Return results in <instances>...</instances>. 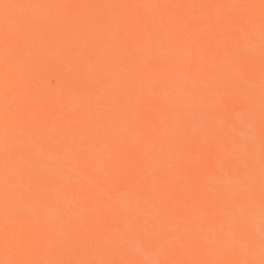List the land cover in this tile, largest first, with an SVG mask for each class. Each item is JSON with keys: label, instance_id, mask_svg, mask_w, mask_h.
I'll return each instance as SVG.
<instances>
[{"label": "bare ground", "instance_id": "bare-ground-1", "mask_svg": "<svg viewBox=\"0 0 264 264\" xmlns=\"http://www.w3.org/2000/svg\"><path fill=\"white\" fill-rule=\"evenodd\" d=\"M9 4L214 5L165 10L184 23L162 27L159 9L140 15L154 18L127 40L113 30L98 42L90 8H19L7 18L0 8V260L46 258L49 239L66 241L63 258L117 259L135 264L158 259H212L214 240L228 237V217L243 211L233 206L242 176L237 155L245 140L255 137L259 150L261 120L260 9L226 5H259L260 0H4ZM134 19L137 10H111ZM255 16L252 45L245 31L229 32L193 17ZM52 18L57 31L73 33L75 55L55 33L37 32L25 49L27 65L10 64L23 78L5 92L4 33L30 31ZM86 21L85 31L80 24ZM30 21L32 24H22ZM236 42L226 48L225 41ZM95 48L100 62L81 58ZM14 51V49H13ZM249 58L254 62L249 63ZM103 70V71H102ZM6 104L14 114L12 152L30 158L10 162L15 175L20 163L34 174L52 171L55 189L46 199L20 201L7 217L10 228L27 235L36 247L24 254L5 251L3 125ZM51 134V141L35 133ZM72 136H76L75 142ZM63 145L62 152L56 146ZM255 175L256 210L249 232L259 241V183ZM46 189L45 185H41ZM23 209L17 212L16 208ZM146 224V230L141 225ZM186 231L201 242L186 247ZM166 233V244L160 233ZM247 236L241 237V247ZM159 241V243H158ZM174 249L175 251H170ZM227 258V257H225Z\"/></svg>", "mask_w": 264, "mask_h": 264}, {"label": "snow or ice", "instance_id": "snow-or-ice-1", "mask_svg": "<svg viewBox=\"0 0 264 264\" xmlns=\"http://www.w3.org/2000/svg\"><path fill=\"white\" fill-rule=\"evenodd\" d=\"M187 7H215L214 5H169V4H90V5H32V4H9L0 0V8L4 10V17L7 18L11 10L19 8H90L96 10L95 17L92 23L98 27L99 30H94L89 34L88 38L93 36L98 42L109 39L115 30L119 33L122 39L127 40L133 28L136 29V35H140V29L146 37L151 36L149 27L153 24L154 18L151 16H144L139 14V10L145 8L159 9L160 15L158 23L162 27H171L177 23H184L180 16H170L165 11L167 9H182ZM229 9L245 8L260 9L259 16V49H260V68H261V120L259 129V150L257 151V142L255 137L245 140L241 149V153L237 155V159L241 161V167L236 169L238 174L242 171V176L239 180V188L233 194V206L243 211L233 212L228 217L230 232L228 237H225L221 232L215 237V255L217 258L212 259H158L154 261H137L135 264H264V0H260L257 5H226ZM120 9H134L137 10V15L134 19H130L127 15L114 16L111 10ZM201 20L206 22L209 27L215 28L219 25L221 28L229 32L247 31L245 33L249 44L252 45L257 36V21L255 16L235 18L232 15L223 18L214 17H193L192 23H199ZM22 24H32L30 21H21ZM57 22L52 18H48L43 22L34 23L30 31H18L16 33H9L7 30L4 33V48H5V64H6V81L5 92L17 84L23 78V72L12 73L7 66L10 64L27 65L31 61V56L25 51L34 43L35 34L40 32L42 34L55 33L57 40L65 41V51L70 55H75L72 42L73 33L65 34L62 31H57L54 25ZM73 25L80 24L81 30L85 31L84 25L86 21L82 18L71 22ZM236 42L226 40L225 47H232ZM14 49V51H13ZM81 58H90L93 62L99 63L100 57L96 54L95 48L82 54ZM254 61L249 58V63ZM103 71V70H102ZM14 114L9 105L6 104L5 121L3 125V144L5 152V177L3 182V206L5 211V226L3 230V245L6 252L16 250L19 254H24L28 249L35 248L36 244L27 235L21 231H15L10 228L7 217L13 206L20 201L36 202L41 199H46L47 194L55 189L57 183V176L54 172L49 171L42 175H36L30 168L25 167L20 163L16 169L15 175H10L7 171L10 162L13 160L12 150L18 147L14 139ZM36 138H43L51 141V134L37 132ZM77 139L72 136L73 142ZM21 154L16 159L23 161L30 158L23 154V146ZM57 152H62L63 145L56 146ZM258 167L259 176V241L254 234L249 232L250 221L254 218L256 210V183L257 177L255 175ZM41 185H45L42 188ZM17 212H22L23 209L16 208ZM141 228L146 230V224L141 225ZM178 231L186 238V247L197 248L201 246V242L194 236L188 234L186 231L180 229L177 225ZM161 237L164 238L166 244L171 242L167 240L166 233L161 232ZM247 236V240L241 247V237ZM159 243V241H158ZM66 241L55 240L50 238L48 242L49 254L46 258H24V259H4L0 260V264H129L125 260L117 259H83V258H63L64 249L66 248ZM170 251H175L170 249ZM227 257V258H225Z\"/></svg>", "mask_w": 264, "mask_h": 264}, {"label": "rangeland", "instance_id": "rangeland-1", "mask_svg": "<svg viewBox=\"0 0 264 264\" xmlns=\"http://www.w3.org/2000/svg\"><path fill=\"white\" fill-rule=\"evenodd\" d=\"M11 154H12L13 158L17 157V154L15 152H12Z\"/></svg>", "mask_w": 264, "mask_h": 264}]
</instances>
